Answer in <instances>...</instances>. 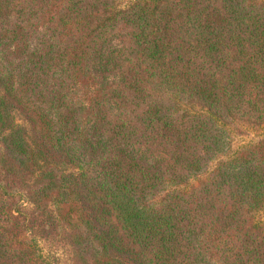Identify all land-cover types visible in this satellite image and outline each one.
<instances>
[{
  "label": "trees",
  "instance_id": "1",
  "mask_svg": "<svg viewBox=\"0 0 264 264\" xmlns=\"http://www.w3.org/2000/svg\"><path fill=\"white\" fill-rule=\"evenodd\" d=\"M241 124L264 126V0H0V264H41L37 239L66 264H264Z\"/></svg>",
  "mask_w": 264,
  "mask_h": 264
},
{
  "label": "rangeland",
  "instance_id": "2",
  "mask_svg": "<svg viewBox=\"0 0 264 264\" xmlns=\"http://www.w3.org/2000/svg\"><path fill=\"white\" fill-rule=\"evenodd\" d=\"M133 1L115 0L116 5L121 9L127 8ZM80 94L84 95V90H81ZM262 139H264V126L255 128L241 124L239 128L232 127V151L230 156ZM192 184H195V182H192ZM260 219L264 222V212L261 214ZM37 246L41 264H66L71 261V251L67 247H62L42 239H37Z\"/></svg>",
  "mask_w": 264,
  "mask_h": 264
}]
</instances>
